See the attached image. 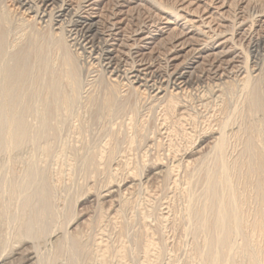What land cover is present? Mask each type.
Here are the masks:
<instances>
[{
	"label": "rangeland",
	"instance_id": "rangeland-1",
	"mask_svg": "<svg viewBox=\"0 0 264 264\" xmlns=\"http://www.w3.org/2000/svg\"><path fill=\"white\" fill-rule=\"evenodd\" d=\"M64 1L124 69L194 81L172 104L117 85L0 0V264H264V0Z\"/></svg>",
	"mask_w": 264,
	"mask_h": 264
},
{
	"label": "bare ground",
	"instance_id": "bare-ground-1",
	"mask_svg": "<svg viewBox=\"0 0 264 264\" xmlns=\"http://www.w3.org/2000/svg\"><path fill=\"white\" fill-rule=\"evenodd\" d=\"M84 1V0H83ZM94 2L93 3H100L102 2L103 0H93ZM133 1H143L144 0H108V2L111 4V5H114L115 7L117 5H124V4H131V2L133 3ZM259 1V0H258ZM257 1V2H258ZM13 2V1H12ZM14 2L16 4H18V8L21 10V11H25V13H29V14H33L31 17V19L33 21H37V22H41V24L43 23V25L47 24L48 28L50 27V30H51V37H54L55 38V42L56 44L55 45H58L57 47L60 48V50H63L64 51L66 50L65 48H73L75 49L76 48V51L78 55H83L85 54L86 55H90V57H92L93 60H98V62H102L104 63L102 66V70H104V74L107 73L108 75H110V79H112L116 84H120V82L122 83L124 81V84L125 86H128V87H131L132 89L136 90L137 92L141 93V94H144V95H147V96H150L151 98H155L157 100H166L168 101L169 104H172L174 101H177L176 99L183 93H186L185 91L190 89L189 87H191L192 83H193V75L192 73H185V72H182L180 74H176V75H171L170 77H167V79H164V77L162 76H158L156 73H153L154 71H148V69L146 68H141L139 70H135L133 72L127 70V69H124V65H122L124 62H122L121 60V55L118 56L117 51L116 50V47L117 48H122L123 49V46L124 45H110V41H113V40H110L109 36H116L115 34H112L110 35L109 33V36L107 37L106 35H103V28H102V23L103 22H97L95 21L94 19H89V20H81V19H74L75 22H72L70 20V18L72 17V11L70 10V8L68 7V5L66 4V2L63 0V1H58V0H14ZM139 2V3H140ZM121 3V4H120ZM153 3H157L159 6L163 7L165 10L169 11L171 14H176L178 15V12L176 11L177 9L176 8H172V6H167V4H161L158 3L157 1L153 0ZM263 3V2H262ZM58 4H60V6L58 7ZM234 4V3H233ZM236 5V4H235ZM264 5V4H263ZM262 5V6H263ZM237 6V5H236ZM261 6V5H260ZM57 7V8H56ZM262 8V7H261ZM59 10V11H56V10ZM262 10V9H261ZM260 10V11H261ZM256 12V11H255ZM76 13V12H75ZM259 13V12H258ZM78 14V13H77ZM75 16V14H73ZM82 17V16H81ZM85 19V18H84ZM87 19V18H86ZM139 21V20H138ZM68 23H72L73 24V28L74 30H70L68 31V34L69 35H65V29L67 28L66 24ZM136 24V23H135ZM254 25V22L251 24V27H253ZM53 26H57L56 29H53ZM66 26V27H65ZM105 26V25H103ZM109 27V26H108ZM250 27V28H251ZM106 28H107V25H106ZM112 28L113 27H110V30L109 31H112ZM109 29V28H108ZM140 29V28H139ZM138 29V30H139ZM252 29V28H251ZM55 31H59V33L55 34L54 32ZM105 31V30H104ZM116 31V30H115ZM107 32V31H106ZM107 34V33H106ZM49 35V34H48ZM49 35V36H50ZM56 36V37H55ZM49 37V38H51ZM52 39V38H51ZM4 40V39H3ZM5 41V40H4ZM3 42V41H2ZM54 44V43H53ZM3 43H0V47H2ZM56 47V48H57ZM253 48H256L255 46H252ZM63 48V49H61ZM258 48L256 49H253L251 51L252 55H250L249 53H247V61L250 59V58H254V59H257L258 57V54L259 51L257 50ZM122 52V51H121ZM132 50H129V57H131L133 60L138 58L140 59V57H142L141 55L139 56H135L137 52H133L132 54ZM127 54V53H126ZM89 57V56H88ZM124 57V56H123ZM143 58V57H142ZM141 58V59H142ZM92 60V61H93ZM138 60V59H137ZM246 61V62H247ZM97 62V63H98ZM136 62V61H135ZM144 62V61H143ZM141 63V60L139 61V64ZM248 63V62H247ZM254 63H256L254 61ZM145 64V63H144ZM257 64V63H256ZM249 65V64H248ZM258 65V64H257ZM143 66V65H142ZM124 67V68H123ZM148 67V66H147ZM258 67V66H257ZM257 69V68H256ZM260 69V68H259ZM72 72L74 74H76V72L80 71L79 68L77 66H75V63L73 62L72 63V68H71ZM252 70V69H251ZM196 71V70H195ZM194 71V72H195ZM257 71V70H256ZM7 73V72H5ZM158 73V72H157ZM249 74V72H247ZM18 72H15V75H17ZM247 74V75H248ZM196 77V76H195ZM251 78V76H249ZM247 79H249L247 77ZM196 80V78H195ZM199 80H200V77H199ZM198 80V81H199ZM247 81V80H246ZM126 82V83H125ZM248 82V81H247ZM249 82H251V80H249ZM248 82V83H249ZM117 84V85H118ZM246 85V84H245ZM251 86V85H249ZM248 86V87H249ZM247 87V85L245 86ZM247 87V89H248ZM253 88V87H251ZM252 90V89H251ZM117 92V89L116 87H112L110 89V93L113 95L114 93ZM188 92V91H187ZM112 95L111 97L109 98V102L110 100H112ZM5 110V109H4ZM223 132V131H222ZM224 133V132H223ZM225 134V133H224ZM13 135V134H12ZM222 135V134H221ZM224 136L222 135L220 137V139L216 140L217 143H215V148H216V151L217 152H220L223 150V145L225 144V138H223ZM214 148V147H213ZM254 151V150H253ZM250 152V151H249ZM252 152V151H251ZM254 153V152H253ZM254 155V154H253ZM255 156V155H254ZM260 157V156H259ZM262 161V160H260ZM223 159L221 160V162H219L220 164H222ZM259 162V161H258ZM264 162V161H263ZM262 162V163H263ZM261 164V163H260ZM259 165V164H258ZM263 167H264V163L262 164ZM255 166V165H254ZM220 167V166H219ZM224 167L225 168V162L221 165L220 169H224L222 168ZM252 168V167H251ZM258 168V167H257ZM255 168V169H257ZM262 168V167H261ZM254 169V168H253ZM258 170V169H257ZM260 170V169H259ZM258 170V171H259ZM264 170V169H263ZM252 173V171H249ZM227 172H223L222 171V174H221V178L219 179V181H217L218 183L220 182L221 185L223 182H225L227 184L228 179L230 178L229 176H227L228 174H226ZM260 173V171H259ZM264 173V172H261V174ZM220 175V174H219ZM218 175V176H219ZM210 176V175H209ZM259 176V175H258ZM207 177V176H206ZM229 177V178H228ZM210 178V177H208ZM217 178V177H216ZM215 178V179H216ZM217 178V179H218ZM214 179V180H215ZM215 182V181H214ZM262 182V181H261ZM228 186L226 187H229V184H227ZM225 187V186H224ZM233 187V186H230L229 189ZM228 189V190H229ZM234 188H232L233 190ZM222 190V189H221ZM226 191V188L224 189ZM248 191V190H247ZM264 191V189H263ZM257 192V191H256ZM225 193V192H224ZM223 193V195H224ZM233 193V191H232ZM258 193V192H257ZM111 194V193H109ZM228 194V192L226 193V195ZM231 194V193H229ZM235 194V193H234ZM222 195V197H223ZM232 195V194H231ZM230 195V196H231ZM228 196V195H227ZM229 196V198H230ZM108 197V196H107ZM221 197V196H219ZM221 197V198H222ZM225 198V201H226V197ZM233 202H234V195H233ZM231 198V199H232ZM236 198V197H235ZM257 198V197H256ZM263 198V197H262ZM220 199V198H219ZM228 199V197H227ZM260 199V197H259ZM264 199V198H263ZM222 200V199H221ZM221 200H219V202H222ZM229 200V199H228ZM224 201V200H223ZM224 202H222V204H218L220 205V208L218 206V211H220L218 213V219L219 221L222 220V218H225V216L223 215V213H225L226 211L223 210L225 209V205H223ZM229 202L228 204H231L233 202ZM236 201H237V198H236ZM258 201V200H257ZM260 202V201H258ZM236 203V202H235ZM233 204L232 207L231 205L227 206L230 207L231 209V212L228 211L229 215H231L234 219L237 218L238 215H236L237 213H234L236 210L235 208L240 206V205H237L236 204ZM238 203V202H237ZM226 204V203H225ZM262 204V202L260 203ZM243 205V204H242ZM264 206V205H262ZM227 207V208H228ZM241 207V206H240ZM226 208V210H227ZM229 209V208H228ZM264 210V209H263ZM222 211H225L222 213ZM239 212V210H237ZM242 212V211H241ZM261 212V211H260ZM232 213H234L232 215ZM227 214V212H226ZM239 214V213H238ZM220 216H224L222 218L219 217ZM228 215V216H229ZM241 215V214H240ZM262 215V214H261ZM264 215V214H263ZM262 215V216H263ZM226 216V218L228 217ZM262 216L260 217V214H259V217L262 218ZM230 217V216H229ZM264 217V216H263ZM239 218V217H238ZM231 219V217H230ZM232 219V220H233ZM243 219V218H242ZM228 221V223L226 222ZM231 220H225L223 219V221L219 222V224L224 227L223 229H226L227 231L229 230L228 228L229 227H225L226 224H231L230 223ZM236 221H238V219H236ZM232 222V221H231ZM235 222V220H234ZM241 223V222H240ZM235 224V223H234ZM232 225V224H231ZM230 226V225H229ZM236 226H237V223H236ZM235 226V227H236ZM222 227H220L219 229H221ZM231 227V226H230ZM234 228V227H233ZM237 228V227H236ZM221 229V231L223 230ZM235 230V229H234ZM220 231V230H219ZM221 231H220V235L217 234L219 236V238L221 237ZM224 233V232H222ZM226 233V232H225ZM229 233V232H228ZM225 236V234H222ZM228 235V234H226ZM224 236L221 237L222 240H224ZM229 236V235H228ZM226 238V237H225ZM221 241V240H220Z\"/></svg>",
	"mask_w": 264,
	"mask_h": 264
}]
</instances>
